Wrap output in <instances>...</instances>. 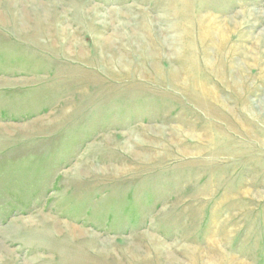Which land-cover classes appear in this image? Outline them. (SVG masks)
<instances>
[{"label":"rangeland","instance_id":"374dc122","mask_svg":"<svg viewBox=\"0 0 264 264\" xmlns=\"http://www.w3.org/2000/svg\"><path fill=\"white\" fill-rule=\"evenodd\" d=\"M0 264H264V0H0Z\"/></svg>","mask_w":264,"mask_h":264}]
</instances>
